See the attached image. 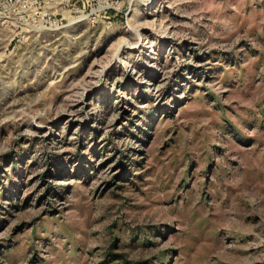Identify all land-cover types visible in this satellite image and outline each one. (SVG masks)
I'll list each match as a JSON object with an SVG mask.
<instances>
[{
  "label": "rangeland",
  "instance_id": "obj_1",
  "mask_svg": "<svg viewBox=\"0 0 264 264\" xmlns=\"http://www.w3.org/2000/svg\"><path fill=\"white\" fill-rule=\"evenodd\" d=\"M0 264H264V0H0Z\"/></svg>",
  "mask_w": 264,
  "mask_h": 264
}]
</instances>
